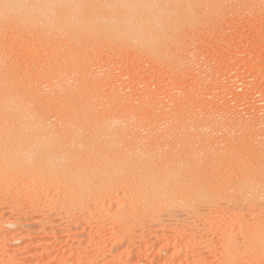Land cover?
<instances>
[{
	"label": "rangeland",
	"instance_id": "obj_1",
	"mask_svg": "<svg viewBox=\"0 0 264 264\" xmlns=\"http://www.w3.org/2000/svg\"><path fill=\"white\" fill-rule=\"evenodd\" d=\"M114 1L70 26L0 11V118L21 99L66 155L41 180L51 151L28 160L6 116L0 264H264V0H166L160 34L127 38Z\"/></svg>",
	"mask_w": 264,
	"mask_h": 264
},
{
	"label": "bare ground",
	"instance_id": "obj_2",
	"mask_svg": "<svg viewBox=\"0 0 264 264\" xmlns=\"http://www.w3.org/2000/svg\"><path fill=\"white\" fill-rule=\"evenodd\" d=\"M76 0H0V11L1 10H7L11 13V15H15L18 17H23L25 15H33L37 16V14L42 15L43 22H52L51 18V12L56 7V10L58 12L64 13V15H68L67 19L64 20V26H70V25H76L80 22V19H71L72 17H75V13L78 12V7L76 5ZM85 1V0H84ZM120 2L117 4V8L119 10H122L125 12V15L120 17L119 19L110 18L108 20V23L116 24L117 27L121 31V38L126 37L130 34L135 36H144L147 33H156L160 34L161 30L163 29L164 24V11L166 13H171L172 8H167L165 3L166 0H145L142 2V0H135V1H128V0H119ZM171 1V0H170ZM183 2V1H182ZM105 3V2H104ZM173 3V2H172ZM108 4V3H107ZM167 4V3H166ZM80 5V4H79ZM88 6V5H87ZM86 6V8H87ZM109 6V5H108ZM181 6V5H180ZM111 7V4H110ZM80 8V7H79ZM84 8V7H83ZM82 8V9H83ZM95 8V7H94ZM107 8V7H106ZM113 8V7H112ZM115 8V6H114ZM93 9V8H92ZM101 9V8H100ZM110 9V8H109ZM87 10V9H86ZM97 10V8H96ZM99 11V9H98ZM102 11V10H101ZM113 11V10H112ZM189 11V10H188ZM55 13V10L53 11ZM94 12V11H93ZM110 12V11H109ZM108 12V13H109ZM176 12V11H175ZM80 13V12H79ZM78 13V14H79ZM82 13V12H81ZM107 13V14H108ZM165 13V14H166ZM53 14V13H52ZM58 14V13H57ZM56 14V15H57ZM99 14V13H98ZM1 15V14H0ZM40 15V16H41ZM91 15V10H90ZM94 15V14H93ZM96 15V14H95ZM118 15V13H117ZM63 16V15H62ZM104 17V16H103ZM186 17V16H185ZM25 18V17H24ZM57 18V17H56ZM17 19V18H16ZM27 19V18H26ZM25 19V20H26ZM33 19V18H32ZM99 19V18H98ZM21 20V19H20ZM63 20V19H62ZM35 21V20H34ZM59 21V20H58ZM173 21V20H172ZM89 22V21H88ZM94 24V23H93ZM103 25V24H102ZM106 25V24H105ZM49 26V25H48ZM60 26V25H59ZM87 27V26H86ZM101 27V26H100ZM62 28V27H61ZM81 28V27H80ZM85 28V27H84ZM87 29V28H86ZM91 29V28H90ZM111 29V28H110ZM114 29V28H113ZM146 29V30H145ZM57 30V29H55ZM61 30V29H60ZM64 30V29H63ZM76 30V29H75ZM88 30V29H87ZM71 31L70 33H68ZM82 31V30H81ZM85 31V30H84ZM89 31V30H88ZM105 31V30H104ZM68 33V36L75 37L77 36L76 31L68 30L64 31L65 33ZM112 32V31H111ZM87 33V32H86ZM85 33V34H86ZM89 33V32H88ZM91 33V32H90ZM113 33V32H112ZM63 34V33H62ZM63 34V35H64ZM83 35V34H82ZM86 36V35H85ZM89 37V34L87 35ZM93 36V35H92ZM115 36V35H114ZM113 36V37H114ZM120 36V35H119ZM117 36L118 38H120ZM82 37V36H81ZM84 37V36H83ZM149 38V36H147ZM168 37V36H167ZM65 38V36H64ZM68 38V37H67ZM87 38V37H86ZM92 38V37H91ZM120 38V40H121ZM72 39V38H71ZM117 39V38H116ZM151 39V38H150ZM66 40V39H65ZM75 40V39H74ZM127 40V39H126ZM138 41V40H137ZM171 42V41H170ZM76 43V42H75ZM146 44V43H145ZM144 44V45H145ZM74 45V44H73ZM78 45V44H77ZM152 47V45H151ZM131 49V48H130ZM87 51V50H86ZM57 54V53H56ZM70 56V55H68ZM5 60V59H4ZM66 61V60H65ZM2 67V66H1ZM59 69V68H58ZM62 73V72H61ZM22 81V80H21ZM67 81V80H66ZM2 83V82H0ZM63 84V83H62ZM64 85V84H63ZM92 86V85H91ZM64 88V87H63ZM75 88V87H74ZM10 90V89H9ZM32 90V89H31ZM34 90V89H33ZM93 90V89H92ZM25 92V91H24ZM13 95V94H12ZM73 95V94H72ZM88 96V95H87ZM87 98V97H86ZM19 99V98H18ZM21 99L17 101H10L8 97H5L4 101H6L8 104L1 109V113L4 114L0 118V128H4V126H8L9 121L6 118V116H12L14 114H21L24 110V105L22 104ZM36 102V101H35ZM28 106V105H27ZM27 109V107L25 106ZM78 108V107H77ZM81 108V107H79ZM73 110V109H72ZM76 110V109H75ZM80 111V110H79ZM75 112V111H74ZM78 112V111H77ZM24 113V112H23ZM85 113V112H84ZM80 115V114H79ZM19 116V115H18ZM24 121L22 126V131L20 132V135L22 136V139H25L27 144L28 143H34L33 146H31L28 150H26V158L28 160H31L36 153H34V150L38 148H46L48 151H51L49 154H45L43 156L42 164L43 169L39 170V175L37 177H40L41 180H46L48 177H50V173H53L55 169L60 168V170H63V166L59 165V162H57V159H65L66 155L63 153V151L59 152L57 151L56 144L54 141V138L46 137L44 140L41 139L38 133L44 131L43 124L37 119L36 115H34L30 110L26 111L23 115ZM71 116L74 117L75 114L71 113ZM65 117V116H64ZM103 117V116H102ZM76 118V117H75ZM88 118V117H87ZM101 118V117H100ZM102 120L98 119L94 120H87L90 124H93L97 127L98 130H110L112 128H118V122L117 120L113 119H104ZM9 119V118H8ZM71 119V118H70ZM73 119V118H72ZM79 119V118H78ZM74 120V119H73ZM8 121V122H7ZM86 121V120H85ZM12 122V121H11ZM10 122V123H11ZM7 123V124H6ZM88 123V124H89ZM13 124V123H12ZM22 124V123H21ZM87 124V123H84ZM17 125V124H16ZM73 121L69 120V123L65 124L64 126L67 128L73 127ZM122 125V124H121ZM12 126V125H11ZM89 126V125H88ZM120 126V124H119ZM8 128V127H6ZM62 128V127H61ZM94 129V126H91V129ZM73 129V128H72ZM89 129V128H88ZM96 129V128H95ZM94 129V130H95ZM58 130V128H56ZM111 133V132H110ZM107 135H103V138H105ZM58 137V136H57ZM100 138V137H99ZM108 138V137H107ZM2 140V139H1ZM102 140V139H101ZM28 145V144H27ZM59 145V144H58ZM26 146V145H25ZM15 148V147H14ZM61 148V147H60ZM56 149V151H55ZM13 150V149H12ZM10 151V150H9ZM15 151V150H14ZM41 151V150H40ZM43 152V151H42ZM6 153V152H5ZM11 153V152H10ZM15 153V152H14ZM3 154V153H2ZM14 155V154H13ZM65 155V156H64ZM96 155V154H95ZM15 156V155H14ZM9 157V156H8ZM16 157V156H15ZM36 157V156H35ZM34 157V158H35ZM27 160V162H28ZM35 160V159H34ZM81 161V160H80ZM109 161V160H108ZM250 161V160H249ZM64 162V161H63ZM7 163V162H6ZM120 163H124L123 161ZM258 163V161H257ZM29 164V163H28ZM27 164V165H28ZM145 164V163H144ZM111 165V164H110ZM28 167V166H27ZM66 167V166H65ZM192 167V166H191ZM256 167V166H255ZM27 169V168H26ZM66 169V168H65ZM136 169V168H135ZM257 171V170H256ZM63 172V171H62ZM103 172V171H102ZM142 172V171H141ZM246 172V171H245ZM107 173V172H106ZM112 173V172H111ZM156 173V172H155ZM240 173V172H239ZM49 174V175H48ZM84 176V175H83ZM90 177V176H89ZM249 177V176H248ZM104 178V177H103ZM239 178V177H238ZM22 179V178H21ZM36 180V179H35ZM38 181V180H37ZM111 181V180H110ZM236 181V180H235ZM23 182V181H22ZM40 182V181H39ZM44 183L46 181H43ZM52 184L56 185L57 181H50ZM69 182V181H68ZM83 182V181H82ZM100 182V181H99ZM103 182V181H102ZM175 182V181H174ZM264 182V181H263ZM26 183V182H24ZM249 183V182H248ZM31 184V183H30ZM48 184V183H47ZM83 183H81L82 186ZM87 184V183H86ZM150 184V183H149ZM79 185V183H78ZM191 185V184H190ZM42 186V185H41ZM84 186V185H83ZM138 186V185H137ZM67 187V186H66ZM52 188V187H51ZM196 188V187H195ZM78 189V188H77ZM26 190V189H25ZM31 190V188H30ZM37 190V189H36ZM43 190V189H42ZM48 190V189H47ZM55 190V189H54ZM82 190V189H81ZM86 191L89 190V187L85 188ZM158 190V189H157ZM209 190V189H208ZM243 190V189H242ZM153 191V190H152ZM210 191V190H209ZM159 192V191H158ZM203 192V191H202ZM54 193V191H53ZM67 193V192H66ZM70 193V192H69ZM36 194V193H35ZM45 194V193H44ZM157 194V193H156ZM150 195V194H149ZM137 196V195H136ZM151 196V195H150ZM153 196V195H152ZM200 196V195H199ZM58 198V197H57ZM152 198V197H151ZM154 198V197H153ZM152 198V199H153ZM71 199V198H70ZM79 199V198H78ZM81 202V201H80ZM84 202V201H83ZM81 202V203H83ZM255 202V201H254ZM96 203V202H95ZM112 203V202H111ZM113 204V203H112ZM115 204V203H114ZM197 205V204H196ZM87 206V205H86ZM149 206V205H148ZM71 207V206H70ZM180 207V206H179ZM149 209V208H147ZM192 209V208H191ZM117 210V209H116ZM145 210V209H143ZM188 210V209H187ZM163 211V209H162ZM183 211V210H182ZM153 213V212H152ZM168 213V212H166ZM191 213V212H190ZM122 214V213H121ZM131 214V213H130ZM183 214V213H182ZM129 215V214H127ZM163 216V215H162ZM257 216V215H255ZM189 217V216H188ZM250 217V216H249ZM173 218V217H172ZM162 219V218H161ZM163 220V219H162ZM244 221V220H243ZM158 223V222H157ZM253 223V222H252ZM250 224V223H249ZM254 226V225H253ZM239 227V226H238ZM221 230V229H220ZM216 231V230H215ZM214 231V232H215ZM253 233V232H252ZM212 235V234H211ZM264 235V234H263ZM185 236V235H184ZM229 236V235H228ZM253 236V235H252ZM229 238V237H228ZM242 240V239H241ZM242 244V243H241ZM231 245V244H230ZM262 247V246H261ZM223 248V247H222ZM236 251V250H235ZM214 252V251H213ZM246 252V251H245ZM256 253V252H255ZM223 255V254H222ZM241 259V258H240ZM241 261V260H240ZM241 263V262H240Z\"/></svg>",
	"mask_w": 264,
	"mask_h": 264
}]
</instances>
